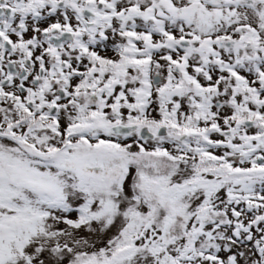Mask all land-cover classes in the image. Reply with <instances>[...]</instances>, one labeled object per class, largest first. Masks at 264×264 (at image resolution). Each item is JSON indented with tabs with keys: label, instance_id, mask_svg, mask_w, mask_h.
I'll list each match as a JSON object with an SVG mask.
<instances>
[{
	"label": "snow or ice",
	"instance_id": "obj_1",
	"mask_svg": "<svg viewBox=\"0 0 264 264\" xmlns=\"http://www.w3.org/2000/svg\"><path fill=\"white\" fill-rule=\"evenodd\" d=\"M0 264H264V0H0Z\"/></svg>",
	"mask_w": 264,
	"mask_h": 264
}]
</instances>
